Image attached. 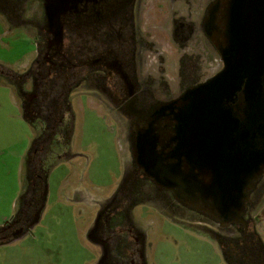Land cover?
<instances>
[{"label": "flooded vegetation", "instance_id": "1", "mask_svg": "<svg viewBox=\"0 0 264 264\" xmlns=\"http://www.w3.org/2000/svg\"><path fill=\"white\" fill-rule=\"evenodd\" d=\"M0 1L2 16L8 21L14 14L18 21L24 16L25 24L18 25L30 30L36 42L37 51L26 72L8 76L24 118L39 133L31 157L33 175L42 171L48 148L63 144L66 149L77 95L103 103L119 125L130 166L118 193L101 205L94 226L104 250L100 264H120L122 256L130 264H145L146 235L132 216L139 202H158L209 231L226 264H264V243L255 223V209L264 199V171L243 199L239 214L232 211L222 217L216 212L217 203L201 189L211 179L204 163L207 155L225 156L226 123L220 118L226 103L220 99L231 80L226 75L228 55L223 50L221 20L227 0H159L152 24L145 20L147 0ZM52 1L63 6L54 22L46 10ZM162 4L168 9H160ZM212 60L216 67L210 66ZM216 81L223 84V95L217 94L218 101L210 104L216 94L203 97L201 91ZM235 83V102L229 111L236 124L231 127L234 132L238 127L261 128L264 100H245L239 78ZM201 98L208 102L201 153L192 162L187 150L182 162L197 177L200 188L179 197L150 164L171 168L177 163L181 117L186 106ZM215 131L217 141L210 136ZM19 201L17 212L0 227V243L19 238L37 222L40 201L36 195L27 193Z\"/></svg>", "mask_w": 264, "mask_h": 264}, {"label": "rangeland", "instance_id": "2", "mask_svg": "<svg viewBox=\"0 0 264 264\" xmlns=\"http://www.w3.org/2000/svg\"><path fill=\"white\" fill-rule=\"evenodd\" d=\"M157 2L147 0L148 24L156 19L152 14ZM2 15L0 10V227L17 212L25 192L43 195V202L33 226L19 238L0 243V264H100L103 247L89 235L101 205L118 193L130 166L119 125L100 101L74 97L66 149L63 144L48 148L45 184L32 190L28 157L33 156L39 133L24 118L8 76L26 72L36 42L30 30L18 25L25 24L24 16L18 21L14 14L8 21ZM216 65L212 60L210 66ZM133 209L134 221L146 235L145 264H226L219 243L190 218L169 212L158 202H139ZM255 223L264 243V199L255 209ZM122 257L120 264H130Z\"/></svg>", "mask_w": 264, "mask_h": 264}, {"label": "water", "instance_id": "3", "mask_svg": "<svg viewBox=\"0 0 264 264\" xmlns=\"http://www.w3.org/2000/svg\"><path fill=\"white\" fill-rule=\"evenodd\" d=\"M224 5L221 20L224 31L221 35L223 34L225 39L224 53L228 55L226 75L231 80L226 82L225 96L220 99L225 100L226 103L224 116L220 118L225 119L226 123L225 156L213 159L207 155L204 163L206 169L210 170L211 179L210 183L203 185L201 189L208 197L214 199L217 203L216 212L225 218L232 211L236 214L240 213L243 199L247 198L249 190L264 171V124L253 131L251 127L245 126L236 128L234 132L231 126L236 122L229 111L232 110L235 102L233 95L238 85L235 81L238 78L239 82L241 81V93L246 96L245 100L251 101L256 97L258 103L264 100V0H227ZM60 7L63 6L58 1L46 5L51 21H55ZM221 86L223 84L219 81L207 85V88L201 91L204 93L203 97L205 94L214 93L216 95L209 103H215L218 101L217 94L221 93ZM206 103L208 102L201 98L197 102L192 101L191 106H186L185 113L181 117L183 128L180 129L177 163L171 168L159 162L150 164L160 173V178L167 186L177 191L179 197L187 195L189 191L194 192L197 187L200 188L197 177L192 171H188L186 169L188 165L182 162L186 161L188 151L192 153L190 156L192 162H196L200 156L201 132L204 129L203 122L207 119ZM215 110L214 112L218 111L217 108ZM261 112L264 119V111ZM242 123L241 121L238 124L242 125ZM214 127H218L217 122ZM218 134L219 132L215 131L210 133V136L217 141ZM94 233L93 227L89 237L97 241Z\"/></svg>", "mask_w": 264, "mask_h": 264}, {"label": "trees", "instance_id": "4", "mask_svg": "<svg viewBox=\"0 0 264 264\" xmlns=\"http://www.w3.org/2000/svg\"><path fill=\"white\" fill-rule=\"evenodd\" d=\"M32 148V147H31ZM28 164H29V167H28V176H29V174H30V171H32L33 169H31V158H30V155H29V157H28ZM42 171H39V173L36 175V174H34V175H32V181L31 180H29V184L31 185V182L33 183L32 184V190H34V188L36 189V190H38L40 187H41V185L40 184H45V181H46V174H45V170H44V168H42L41 169ZM28 178H30V177H28ZM31 194L29 191H27V192H25L24 194H23V196L24 195H26V194ZM33 194H34V192H32ZM36 195V197L37 198H39L40 196H39V194H35ZM22 195L20 196V199L23 197ZM19 199V200H20ZM39 200V199H38ZM43 200V195L40 197V203H39V205H38V210H39V213H40V211H41V205H42V201Z\"/></svg>", "mask_w": 264, "mask_h": 264}]
</instances>
